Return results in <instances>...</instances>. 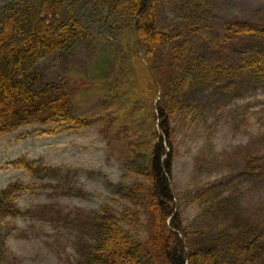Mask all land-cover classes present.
Returning a JSON list of instances; mask_svg holds the SVG:
<instances>
[{
	"label": "rangeland",
	"instance_id": "rangeland-1",
	"mask_svg": "<svg viewBox=\"0 0 264 264\" xmlns=\"http://www.w3.org/2000/svg\"><path fill=\"white\" fill-rule=\"evenodd\" d=\"M9 1L0 0V9ZM201 3L193 19L183 12L186 4L181 0H158L157 22L165 31L186 28L181 41L202 57L214 54L219 33H224L222 25L236 20L264 24V0ZM71 7L69 14L97 19L91 0ZM191 20L204 31L193 35L188 29ZM86 38L74 49L40 61L45 79L67 84L73 113L84 120L83 126L34 124L0 136V190L16 183L23 186L16 192L22 213L0 221L9 234L3 264H75L76 241L82 238L75 228L50 222L49 215L43 220V209L55 206L67 214L109 203L120 211L124 201L106 183L128 180L123 158L135 159L129 153L143 149L136 143L149 142L154 127L151 100L157 93L152 85L143 91L146 79L132 56L130 31L120 29L113 36L96 24ZM254 49L255 42L236 40L223 57L235 63ZM161 57L159 50L157 58ZM171 123L175 146L171 187L183 224L190 229L205 227L209 236L230 230L232 220L209 227L212 211L199 217L211 202L226 198L238 216L264 228V83H196L188 92L187 110H176ZM123 126L128 131L123 132ZM255 149L258 156L248 166L246 154ZM22 160L32 162L33 169L19 166ZM257 164L261 170H252ZM55 169L60 174L53 173ZM69 184L75 188L71 194L66 193Z\"/></svg>",
	"mask_w": 264,
	"mask_h": 264
},
{
	"label": "trees",
	"instance_id": "trees-1",
	"mask_svg": "<svg viewBox=\"0 0 264 264\" xmlns=\"http://www.w3.org/2000/svg\"><path fill=\"white\" fill-rule=\"evenodd\" d=\"M91 1L97 9V19L92 21L69 14V8L67 11L68 6L82 0H10L2 6L0 135L34 124L83 126L84 120L73 113L67 84L45 79L40 61L74 49L77 42L87 40L96 24L113 36L120 29L130 31L132 56L137 58L146 79L143 91L151 85L155 91L160 90L159 99L155 103L154 97L151 100L154 127L147 144L136 143L143 148L141 152L129 153L135 159L123 158V170L129 179L106 183L108 190L124 201L120 211L109 203L67 214L52 206L43 209V220L49 215L50 222L73 227L79 233L82 239L76 241L75 264H264V228L238 216L228 199L221 198L211 202L199 217L212 211L209 227L232 220V228L211 236L205 233V227L190 229L183 224L170 186L175 156L172 114L187 110L188 92L196 83H264V24L236 20L222 25L224 33H219L214 54L202 57L181 41L186 28L175 32L160 29L158 0ZM181 1L186 4V16L195 19V11L202 9L201 0ZM190 22L188 29L193 35L204 31L195 20ZM236 40L253 41L255 49L229 63L223 53ZM159 50L163 53L160 60ZM120 129L128 131L125 126ZM47 133L53 134L54 130ZM255 150L246 154L248 166L258 156ZM17 164L33 169L28 160ZM261 166L257 164L252 170L259 171ZM59 171L55 169L53 173L57 175ZM21 189L23 186L16 183L0 190V220L22 213L16 204V192ZM74 189L69 184L66 193ZM8 235L0 226V264L7 256ZM191 237L197 242L192 244Z\"/></svg>",
	"mask_w": 264,
	"mask_h": 264
}]
</instances>
